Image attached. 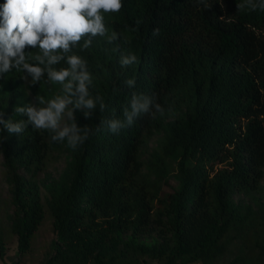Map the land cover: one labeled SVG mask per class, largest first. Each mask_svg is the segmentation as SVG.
Instances as JSON below:
<instances>
[{
	"label": "trees",
	"instance_id": "obj_1",
	"mask_svg": "<svg viewBox=\"0 0 264 264\" xmlns=\"http://www.w3.org/2000/svg\"><path fill=\"white\" fill-rule=\"evenodd\" d=\"M240 2L124 0L120 13L106 14L121 39L97 37L80 54L93 74L92 94L107 107L97 106L89 120L75 114L81 126L102 130L71 149L45 198L37 174L49 165L51 134L31 125L20 135L0 131L20 255L32 248L48 207L57 236L39 264H212L233 237L248 250L226 264L264 261V203L257 195L264 191V11H239ZM129 52L137 63L121 67ZM23 75L13 69L0 79L5 120H26L14 113L17 105L36 95L51 99L61 87L46 75L33 87ZM133 77L129 89L124 81ZM133 92L154 96L163 115H142L111 133L100 122L124 120ZM157 132L158 147L145 161L141 145ZM173 170L176 186L169 182ZM6 249L0 235L3 260Z\"/></svg>",
	"mask_w": 264,
	"mask_h": 264
},
{
	"label": "clouds",
	"instance_id": "obj_2",
	"mask_svg": "<svg viewBox=\"0 0 264 264\" xmlns=\"http://www.w3.org/2000/svg\"><path fill=\"white\" fill-rule=\"evenodd\" d=\"M123 8L124 0H4L0 4V79L15 69L34 87L46 75L48 83L61 86V93L51 99L36 95L27 104L17 105L14 113L26 116V120H5L0 111V131L20 135L31 125L34 130H47L53 142L66 141L73 150L99 133L100 125L93 130L87 124L81 126L75 117L79 110L89 120L97 106L101 112L107 107L103 96L92 94L93 74L80 52L92 47L97 37L106 38L110 44L121 39V32L110 30L106 14L120 13ZM237 8L264 11V0H242ZM141 23L137 19L136 27ZM159 32L155 28L152 35ZM137 61L136 54L129 52L121 56L120 65L131 66ZM62 62L66 66H60ZM124 84L134 89L136 80L129 78ZM164 111L154 96L133 92L123 112L124 120L109 119L100 124L118 134L138 117L155 116L157 112L163 115ZM65 116L70 123H61Z\"/></svg>",
	"mask_w": 264,
	"mask_h": 264
},
{
	"label": "rangeland",
	"instance_id": "obj_3",
	"mask_svg": "<svg viewBox=\"0 0 264 264\" xmlns=\"http://www.w3.org/2000/svg\"><path fill=\"white\" fill-rule=\"evenodd\" d=\"M61 93V87L58 88L57 94ZM34 96H32V99ZM79 111V110H77ZM75 112V114L77 113ZM168 118H172L169 116ZM67 116L62 120L63 123H70ZM163 132H157L149 137L141 145V157L143 160L147 161L151 157L152 153L157 149ZM71 148L67 145V142L59 143L54 142L51 145V158L49 165L43 171L37 174L38 183L45 198L47 191V186L59 178L60 174L65 170L69 164L72 154ZM173 168V166H172ZM22 172L28 174L26 170L21 169ZM170 184L177 185L178 179L174 175V170L170 175ZM165 187L169 188L167 184ZM14 194L12 181L10 179L9 173L7 171V166L5 163V155L3 149L0 145V235L6 241L7 249L5 254V259L0 257V264H6V262H12L19 260L18 264H39L45 262L49 255L53 252L52 241L56 238V232L53 227V216L50 213L48 207H46V214L43 221L39 225L38 229L35 231L32 237V248L23 255L18 253V241L17 236L12 232L11 225L14 216V203L12 197ZM260 200L264 203V191L263 193H258ZM237 199L243 198L245 201H251L249 197H245L241 193H236ZM258 205H255V209H258ZM262 213V212H260ZM248 250V245L246 241L241 237H233L231 239L228 251L223 254L218 260L212 264H226L235 258L239 253H244ZM152 264L155 260H151ZM189 264H204L202 262H191ZM256 264H264V261L257 262Z\"/></svg>",
	"mask_w": 264,
	"mask_h": 264
}]
</instances>
